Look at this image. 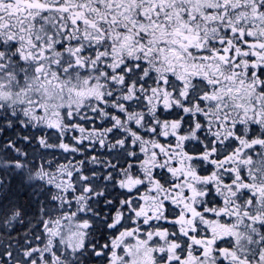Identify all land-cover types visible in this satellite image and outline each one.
Wrapping results in <instances>:
<instances>
[{
	"label": "snow or ice",
	"instance_id": "obj_1",
	"mask_svg": "<svg viewBox=\"0 0 264 264\" xmlns=\"http://www.w3.org/2000/svg\"><path fill=\"white\" fill-rule=\"evenodd\" d=\"M0 241V264H264V0H0Z\"/></svg>",
	"mask_w": 264,
	"mask_h": 264
},
{
	"label": "trees",
	"instance_id": "obj_2",
	"mask_svg": "<svg viewBox=\"0 0 264 264\" xmlns=\"http://www.w3.org/2000/svg\"><path fill=\"white\" fill-rule=\"evenodd\" d=\"M30 135H31L30 137H35L33 134H30ZM35 141H36L35 139H32V143H31V145H28V148H30V149H28V151H32V150L34 149V150L37 151V153L45 152V150L41 149L39 146H37V145L35 144ZM49 151H50V150H49ZM57 155L59 156V153H57ZM23 199H24L25 201H27L28 198H27V196H24ZM15 227H16V231H13V232H12V235H13L14 237H16V236H18V235H19L20 237H22L23 234L27 231V229H28V227H29L27 218L24 219L23 224H18V225H16Z\"/></svg>",
	"mask_w": 264,
	"mask_h": 264
},
{
	"label": "rangeland",
	"instance_id": "obj_3",
	"mask_svg": "<svg viewBox=\"0 0 264 264\" xmlns=\"http://www.w3.org/2000/svg\"><path fill=\"white\" fill-rule=\"evenodd\" d=\"M48 131H51V130H48ZM30 134H33L35 137L43 135V133L40 132L38 129L30 128V129H26V130H18L16 133L13 134V136H15L17 138V137H23V136H31ZM9 135H11V132H9ZM35 144L37 146H39L37 141H35ZM28 145L29 144L27 142H20V143H18L17 146L21 147L22 150H24V151H28V149H30V148H28ZM45 151H49V150H45ZM49 158H51V157H49ZM0 242H2V241H0ZM92 264H95V262L93 261Z\"/></svg>",
	"mask_w": 264,
	"mask_h": 264
},
{
	"label": "flooded vegetation",
	"instance_id": "obj_4",
	"mask_svg": "<svg viewBox=\"0 0 264 264\" xmlns=\"http://www.w3.org/2000/svg\"><path fill=\"white\" fill-rule=\"evenodd\" d=\"M11 136L13 137V139H16V137L15 136H13V133L11 132Z\"/></svg>",
	"mask_w": 264,
	"mask_h": 264
}]
</instances>
